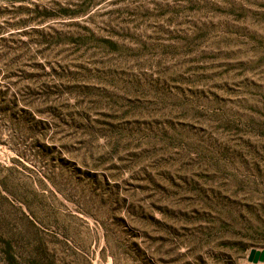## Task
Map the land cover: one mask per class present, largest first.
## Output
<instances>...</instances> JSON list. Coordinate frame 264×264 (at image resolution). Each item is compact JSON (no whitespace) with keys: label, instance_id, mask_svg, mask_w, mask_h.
Instances as JSON below:
<instances>
[{"label":"rangeland","instance_id":"rangeland-1","mask_svg":"<svg viewBox=\"0 0 264 264\" xmlns=\"http://www.w3.org/2000/svg\"><path fill=\"white\" fill-rule=\"evenodd\" d=\"M264 0H0V264H264Z\"/></svg>","mask_w":264,"mask_h":264},{"label":"water","instance_id":"water-1","mask_svg":"<svg viewBox=\"0 0 264 264\" xmlns=\"http://www.w3.org/2000/svg\"><path fill=\"white\" fill-rule=\"evenodd\" d=\"M262 261L264 262V254H262Z\"/></svg>","mask_w":264,"mask_h":264}]
</instances>
